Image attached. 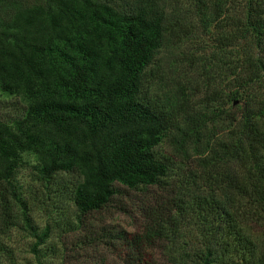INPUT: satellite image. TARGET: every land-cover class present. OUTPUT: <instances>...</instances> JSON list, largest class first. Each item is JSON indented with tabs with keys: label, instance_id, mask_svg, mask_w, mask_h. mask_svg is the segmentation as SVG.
Returning a JSON list of instances; mask_svg holds the SVG:
<instances>
[{
	"label": "trees",
	"instance_id": "obj_1",
	"mask_svg": "<svg viewBox=\"0 0 264 264\" xmlns=\"http://www.w3.org/2000/svg\"><path fill=\"white\" fill-rule=\"evenodd\" d=\"M188 4L235 56L227 85L204 71L215 86L199 110L179 113L154 97L150 79L174 31L169 0H0V91L21 101L0 116V264L10 227L34 238L33 252L48 237L49 223L31 214L41 194L62 198L56 207L72 208L79 224L123 189L146 201L140 228L101 233L121 244L113 264H151L154 250L163 264H264V232L258 241L246 232L264 227V0ZM166 135L199 153L189 183H176L171 158L156 151ZM27 155L34 177L24 186Z\"/></svg>",
	"mask_w": 264,
	"mask_h": 264
},
{
	"label": "rangeland",
	"instance_id": "obj_2",
	"mask_svg": "<svg viewBox=\"0 0 264 264\" xmlns=\"http://www.w3.org/2000/svg\"><path fill=\"white\" fill-rule=\"evenodd\" d=\"M188 2L189 0H169L168 6L173 7L174 12L171 18L174 31L166 35L150 64L152 94L156 99L169 103L173 110L179 113L199 110V100L204 93L212 89L214 84L208 87L203 84V80L206 79L204 71L216 79L217 84L219 79L220 85H227L226 61L233 63L235 56L234 48L218 47L216 32L211 27L208 31L199 27L198 15L191 11ZM211 60H217L219 67L214 65L215 62L211 66L205 65ZM230 104L229 102L225 104L228 111ZM20 106L21 101L17 96L0 91V116L6 112H17ZM226 124L227 120H222L221 125ZM220 132L223 131L215 133L214 137L221 136ZM156 151L171 158V177L173 180L176 179V183H180V180H187L189 183L193 174H199V153L194 151L190 143L185 144L183 152L171 137L166 135L156 146ZM24 158L26 160L18 168L17 179L25 186L33 183L34 172L31 166L33 158L30 155ZM72 176L74 175L66 174V178ZM152 189L154 188L146 189V193ZM122 194L99 209L82 215L79 224L74 220L72 208L63 214L56 207L59 203V206L64 205L62 198L48 199L44 193L41 194L40 201L35 202L31 214L38 225L49 223L48 237L37 246L38 251L33 252L32 236L17 226L5 230L1 233V238L11 254L4 258L3 264H99V262L113 264L118 261L121 244L119 240L113 238V242H108L101 233L107 230L133 231L140 228L143 217L139 207L144 200L146 201V198L136 190L123 189ZM63 218L72 221L67 228L63 224ZM93 229L95 233L92 232ZM246 232L258 241L263 235L264 227L259 223H250L246 227ZM184 238L193 237L186 234ZM146 257L150 259L151 264H163L160 262L161 255L158 250L147 252Z\"/></svg>",
	"mask_w": 264,
	"mask_h": 264
}]
</instances>
